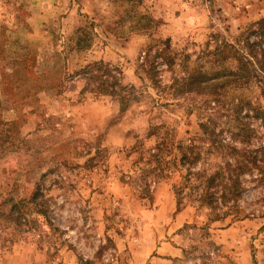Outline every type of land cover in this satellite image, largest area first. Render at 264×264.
<instances>
[{
    "label": "rangeland",
    "instance_id": "obj_1",
    "mask_svg": "<svg viewBox=\"0 0 264 264\" xmlns=\"http://www.w3.org/2000/svg\"><path fill=\"white\" fill-rule=\"evenodd\" d=\"M261 19L264 0H0V264H200L203 253L204 264H264L261 171H239V214L215 223L192 188L180 205L174 191L180 144L197 148L205 177L262 146L261 120L236 105L264 112L259 80L238 98L202 80L179 87L182 65L203 69L214 42L253 63ZM165 47L169 67L156 58ZM95 62L139 103L83 90L76 74ZM222 184L216 197L234 193Z\"/></svg>",
    "mask_w": 264,
    "mask_h": 264
},
{
    "label": "trees",
    "instance_id": "obj_2",
    "mask_svg": "<svg viewBox=\"0 0 264 264\" xmlns=\"http://www.w3.org/2000/svg\"><path fill=\"white\" fill-rule=\"evenodd\" d=\"M255 26L256 29L258 28V35L260 37H264V19L258 21ZM77 32L81 33L82 30H77ZM80 35L79 37L77 35L74 38L76 40V47H80L83 43ZM214 44L215 45H213L212 51H208L204 55V57L209 58V62L204 65L205 69L204 66L202 69V65L198 60L197 62L193 63L194 65L191 68L186 66L187 64H189V62L182 65L183 69L181 68L180 71L185 74L183 78H181V85L179 86L180 89L184 90V88H187V90H189L188 92H191L190 87L193 82L202 80L203 85L205 83H208L207 85L212 86L213 90H215L216 93H222L226 92L227 90L235 89L236 93H234L236 98H238L244 95L245 92H249L252 80L257 79L259 80L258 84L261 85L260 88L264 91V83L260 81V76L264 77V48L261 50L262 54L259 55L258 58L257 56L254 57L255 60L253 61V63H251V61L248 59V55L243 53V51L236 50V48L226 43L222 45V42H220L218 45L215 42ZM246 44L248 45L249 43L246 42ZM256 45H259V43H252L250 45V48H255ZM167 57V47L159 49L156 58H159L161 60V65H165V67H167L168 65L171 66V60H173L174 62V58L176 59V56L172 59ZM226 61H228V63L230 64L234 62L235 67L233 71L228 69L224 64V62ZM116 71V68H114L110 64L95 62L88 64L80 69L76 74V77H78L80 81H83V83L85 84V89L83 90H96L99 94L109 96L120 91L122 96L120 97V100L118 102H120L123 106H125L128 102L136 104L139 103L138 99L142 96L136 95L137 93H135L134 87L122 86L121 83H119L118 77L114 74ZM117 73L118 76H120L119 71H117ZM215 81L217 82V84ZM115 85H119L120 90H116L114 87ZM224 96L225 95L223 94L220 98L221 102L224 101ZM238 101H236V105L238 106L237 109H239L240 111L242 110L241 106L247 107L249 110L247 115H253L256 118H259L262 123L261 126L264 129V112L261 111L260 107L258 105L252 106V102H250V100L238 99ZM214 147L220 150L222 148L227 149L229 152V159H231L234 153L237 154V150L235 148L227 146L225 144L218 143L214 145ZM156 149L157 150H151L150 152L152 154L151 156L154 160V163H156L155 166H157L158 168V164L161 165V163L163 162H161L162 158L160 157V154H158V148ZM196 150L197 148L192 144L189 146H183L180 144L178 146L179 159L176 166L181 172L180 178L182 182L179 187L175 188L174 190L177 196V204L180 205V202L183 200V196L186 195L185 190H191L190 188H192V191L196 192V195H194L193 197L190 195V197H192V201L195 203L196 209L198 211L208 210L210 213L207 217L210 223L223 221L231 215L237 217L239 214V209L238 207H236V204L240 200L241 193V181L239 180V176L237 174L240 170H248V172H251V170L257 169L261 171V178L264 179V160L262 161L256 156L257 153H264V142L262 143V146L257 150V152H250L247 155L243 154V156H241V159L245 163H242L241 161H236L234 164L224 163V167H217L214 173L209 177H205L204 174L208 169L206 168V165L202 169H200L201 163H195L200 155V153H197ZM212 150L213 148H208V151ZM92 161L94 160L90 159L87 163ZM248 163H250L253 167L247 168ZM238 164L239 166L235 168V165ZM197 165L199 166L198 168L200 170L194 172L195 168H192L191 166L197 167ZM158 171L160 170L158 169ZM157 177L158 181L160 179V175H157ZM225 178L229 183V186L226 188V190L234 191V193H221L219 197H216V194L212 191L217 190L219 187H222V183ZM157 181H155L154 183H157ZM148 186L149 183L147 181L144 182V187L147 188ZM33 201L35 202V200ZM217 205L221 208L217 209ZM223 208L228 211L221 214L216 212V210L218 211L219 209ZM206 243L212 244L209 241ZM207 254L209 253H203L199 257L200 264H204L205 260L207 259Z\"/></svg>",
    "mask_w": 264,
    "mask_h": 264
}]
</instances>
